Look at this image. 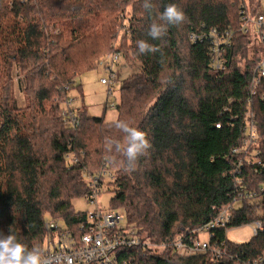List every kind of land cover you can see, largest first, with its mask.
<instances>
[{
    "label": "trees",
    "instance_id": "1",
    "mask_svg": "<svg viewBox=\"0 0 264 264\" xmlns=\"http://www.w3.org/2000/svg\"><path fill=\"white\" fill-rule=\"evenodd\" d=\"M240 1L151 0L149 12L143 0H0V231H11L32 248L46 235L45 215L75 226L84 215L74 210L73 200L88 192L81 175L85 168L92 170V162L100 169L104 164L115 169L111 208L125 210L128 221L155 244L194 233L232 204L233 172L240 160L247 188L258 189L264 172L256 175L245 154L234 153L243 146L244 118L251 108L260 134L255 146L264 161V84L256 95L250 91L262 56L258 37L235 32L221 75L209 64V42L188 39L212 28L239 29ZM261 2L248 0L251 14ZM168 4L181 8L186 20L170 25L162 40H152L149 26L161 23L159 15ZM129 6V26L120 42V15ZM142 39L159 51L138 54ZM119 51L127 57L132 52L141 70L123 80L116 120L144 131L152 145L134 170H128L122 153L108 149L109 139L123 146L126 137L104 115L91 117L82 107L76 114L78 125L66 127L43 105L53 93L66 96L58 84L94 70L101 57ZM17 67L33 92L37 87L35 109L14 106L11 89ZM78 90L83 98L81 85ZM38 110L43 112L39 121ZM43 122L57 128L49 140L39 129ZM71 151H84L85 164L70 165L66 155ZM258 197L259 206L239 205L227 229L251 225L257 217L263 229L246 243L227 238L228 255L218 263L209 255L182 258L172 248L120 251L125 259L133 257V264H238L235 255L255 260L264 254V196ZM225 231H218V238L225 239Z\"/></svg>",
    "mask_w": 264,
    "mask_h": 264
},
{
    "label": "built area",
    "instance_id": "2",
    "mask_svg": "<svg viewBox=\"0 0 264 264\" xmlns=\"http://www.w3.org/2000/svg\"><path fill=\"white\" fill-rule=\"evenodd\" d=\"M261 5L262 7L255 14H251L247 0H241L239 5L241 27L238 31L246 35L255 34L258 37L260 48H262L261 60L255 67L252 76L250 85L251 96L256 95L259 92V88L264 84V3L261 2ZM235 32L236 30L232 29L219 30L212 28L207 30V32L190 35L192 43L209 42V64L217 75H221L227 69V51L233 42ZM121 57V52L113 55L106 67L108 77L101 79L102 84L108 88L107 95L109 98L112 96L111 94L116 84H118L119 74L114 69V65L119 62ZM74 87L75 84L69 83L64 87V91L69 92ZM70 100L72 102V99ZM110 100L109 102L107 101L108 106L117 109L118 103L115 100ZM67 102L71 103L69 100ZM65 116L75 123L78 122L74 111L66 112ZM244 120L245 136L243 146L239 150H234V153H244L246 163L251 165L256 175H260L264 172V161L259 157V154L252 157V151L249 148L259 140L260 136L257 121L251 108L248 109ZM216 127L220 128L221 125L218 124ZM69 153L75 154L67 162L72 166H81L82 157L86 153L82 151L79 155L71 151L67 153V158L72 155ZM244 164V161L240 160L233 172L235 194L232 204H227L220 208L217 215L209 223L194 233L179 236L168 243L156 244L144 239L139 227L128 221L127 214L123 209L100 208L99 197L105 189V180L111 181L115 177L112 169L107 164H104L97 174L84 170L82 178L88 185V192L85 194V198L91 209L79 212L84 215V218L79 223H76L75 226L68 225L61 218L45 215L44 226L46 235L42 243L37 244L35 247L42 249L45 264H133L134 258L125 259L121 251L122 249L127 250L136 247L172 248L182 258L209 255L212 261L218 263L228 255V249H226L227 227L231 222L232 213L240 208L236 205L242 206L241 204H245L250 208L255 205L259 206L261 197H258V194L260 193L261 196H264V183L255 190L247 188L248 181L244 174ZM254 225L253 234L256 235L259 230L263 229V223L257 217ZM220 230H226V238L223 240L218 238L217 235ZM233 259L238 264H264V254L255 260H241L238 255H235Z\"/></svg>",
    "mask_w": 264,
    "mask_h": 264
},
{
    "label": "rangeland",
    "instance_id": "3",
    "mask_svg": "<svg viewBox=\"0 0 264 264\" xmlns=\"http://www.w3.org/2000/svg\"><path fill=\"white\" fill-rule=\"evenodd\" d=\"M117 1L119 3L121 2V0H117ZM247 3H248V0H247ZM240 4H241V1H240L239 5ZM127 9H128L127 12H125V13L123 12L120 15V19L121 18L123 19V20H121L122 21L121 28L118 30V36H119L118 40L120 42H121V35H123L122 34L123 31H125L129 26L127 24V21L129 19V17L131 16L132 9L130 8V6L127 7ZM235 30L237 32L239 29H235ZM188 39L191 43L190 36ZM118 45H119V42H117L114 45V47H118ZM116 53H118V52H115L114 54H116ZM121 53H122L121 59L119 60V62L117 64L114 65V69L119 74L118 84H116V87L113 89V93L111 94L112 96L110 98L107 95L108 94V88H107V86L102 84L101 79L108 77L106 67H107L108 63H110L111 58L113 57L114 54H112L111 56H108V57H101V59L99 60L101 62L98 64V66L96 68H94V70L89 71V72H85V73L81 74L79 77L70 78L69 80H67L66 82H64L62 84L61 83L58 84L57 89L61 87V89L63 88V91H64V87L69 83L75 84V87L71 91L67 92L65 97H60L56 93H53L49 100L43 102V105L45 107L44 109L46 111H52V109H53V111H55L54 114L57 117H59L62 121H64L66 127L68 125L71 127H75L79 123V122L75 123L72 120H69L68 118H66V116H65L66 112L74 111V112H76V114H78L79 110H81L82 107H84L88 111V115L91 117H94V118L95 117H102L104 115L105 121L107 123L115 121L117 119V116H118V110L115 108H110V106H108L109 109H107V111H105L104 106L107 104V101L109 102L110 99L115 100L118 103L120 100V95H119L120 89H121L123 82H124L123 80L126 79L128 76H130L134 73H137L141 70L140 63L138 61H135L132 59V52L128 51V53H129L128 57L124 54V52H121ZM12 84L13 85H12V89H11V97L13 98L14 106L18 107V108H22V109H24V108L25 109H27V108L31 109V107L33 106V109H35L36 99L34 98V95H35L34 93L37 90V87H36L35 91L33 92V90L31 89V85L27 83V81L25 80V77H24V73L22 74L21 69H19V67H17V70L14 74V79H13ZM80 85L83 88V96H84L83 98L79 95L78 87ZM70 99H72V102ZM67 100H69L71 103L67 102ZM37 112H38L37 113V121H39L41 118L39 115L42 114L43 112L40 110H38ZM42 126L44 128H39V129H40V131L41 130L46 131V133L43 135V137L47 140L51 139L53 137V134H55L57 132V128L55 126H50V125L46 126L45 122H43ZM259 140H260V136H259ZM259 140H257V142L255 141L256 143L249 147L250 149L253 148L252 157L257 156L260 153V151L258 149V145L255 146L256 144H259V142H260ZM69 154H72V155H70L68 158L66 156L67 160L74 157L73 155L75 153L74 154L69 153ZM78 154L80 155V153H78ZM82 158H83V160L86 159V154ZM80 159H81V156H80ZM106 159L107 158H104V161H106ZM89 163H91V162H89ZM82 164L84 165L85 161L81 162L80 165H82ZM95 165L96 164H94V162H92V165H91L92 170H89L88 168H85L84 170L88 171L92 174H97L101 169H100V167L97 168ZM84 170L82 171V174H83ZM112 171L114 172L115 177H114V179H111V181H109L107 179L105 180V183H104L105 189L102 191V193L100 194V197H99V205H100V208H102V209L111 207L112 199H113V197H115V192L117 191V187L114 185L117 175H116L115 169H112ZM82 180H84V179L82 178ZM236 206L240 207L239 204H237ZM73 207H74V210H76L77 212H84V211H88L91 209L87 203L85 195L83 198L74 199L73 200ZM254 226L255 225L253 223L251 225H243V226L238 227V228H230L227 231L228 239L231 240L232 242H235L238 244L246 243V242L250 241L255 236L253 234ZM203 237H206V236H203ZM37 244H40V243H37Z\"/></svg>",
    "mask_w": 264,
    "mask_h": 264
},
{
    "label": "clouds",
    "instance_id": "4",
    "mask_svg": "<svg viewBox=\"0 0 264 264\" xmlns=\"http://www.w3.org/2000/svg\"><path fill=\"white\" fill-rule=\"evenodd\" d=\"M143 8L151 11L153 4L151 0H143ZM161 23L153 21L148 29L147 35L152 40H162L168 33L170 25H181L185 22L184 11L176 4H168L159 15ZM138 54L155 53L159 49L145 40L137 42ZM113 126L122 132L126 137V143L122 146L117 140L107 141L108 149L122 153L128 170H134L139 158L147 153L151 148V142L147 134L136 127H132L127 121L116 120ZM0 264H45L43 251L39 247L29 248L20 242L11 231L4 233L0 231Z\"/></svg>",
    "mask_w": 264,
    "mask_h": 264
}]
</instances>
